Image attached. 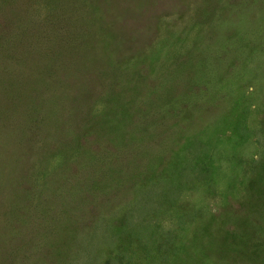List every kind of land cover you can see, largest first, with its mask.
Here are the masks:
<instances>
[{
    "label": "rangeland",
    "instance_id": "rangeland-1",
    "mask_svg": "<svg viewBox=\"0 0 264 264\" xmlns=\"http://www.w3.org/2000/svg\"><path fill=\"white\" fill-rule=\"evenodd\" d=\"M0 264H264V0H0Z\"/></svg>",
    "mask_w": 264,
    "mask_h": 264
}]
</instances>
